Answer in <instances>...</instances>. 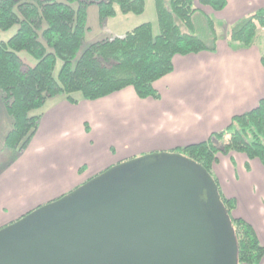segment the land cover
<instances>
[{"label":"crops","instance_id":"crops-1","mask_svg":"<svg viewBox=\"0 0 264 264\" xmlns=\"http://www.w3.org/2000/svg\"><path fill=\"white\" fill-rule=\"evenodd\" d=\"M195 3L220 20L223 31L216 36L214 50L173 56V69L153 82L158 98L138 97L132 86H126L96 99H84L78 93L75 102L63 94L45 100L28 145L0 171V226L106 166L148 151L173 150L176 145L205 140L227 126L233 115L258 103L264 96V32L260 31L264 28H259L260 36L249 46L228 42V28L264 6V0H226L219 10ZM95 4L86 8L84 42L121 36L146 22L143 18L135 22L133 16L144 9L122 12L118 6L100 21ZM149 22L154 32L153 21ZM82 164L85 168L80 173ZM212 171L222 193L234 198V215L253 226L264 246L262 161L241 151L220 152Z\"/></svg>","mask_w":264,"mask_h":264},{"label":"trees","instance_id":"trees-1","mask_svg":"<svg viewBox=\"0 0 264 264\" xmlns=\"http://www.w3.org/2000/svg\"><path fill=\"white\" fill-rule=\"evenodd\" d=\"M214 10L226 0H197ZM96 3L100 21L115 13H141L145 0H0V29L16 25L7 39H0V92L12 117V126L4 144L23 149L34 135L45 100L63 94L69 101L96 99L132 86L138 97L158 98L153 82L173 69L175 54L214 50L216 35L213 20L195 0H155L158 32L149 21L140 23L121 36L105 37L84 45L87 29L86 8ZM203 13L212 30L207 39L195 32L193 18ZM264 26V6L229 25L228 42L243 46L254 43L258 26ZM25 49L36 62L27 64L20 56ZM57 58L61 63L56 74ZM229 137L221 151H241L264 164V96L251 109L235 114L226 128L213 131L206 140L177 146L180 152L201 163L212 175V165L219 151L213 139ZM218 185V183H217ZM220 198L231 218L238 244V261L261 264L264 246L253 226L235 216V200Z\"/></svg>","mask_w":264,"mask_h":264},{"label":"water","instance_id":"water-1","mask_svg":"<svg viewBox=\"0 0 264 264\" xmlns=\"http://www.w3.org/2000/svg\"><path fill=\"white\" fill-rule=\"evenodd\" d=\"M0 264H239L212 175L172 150L116 162L0 226Z\"/></svg>","mask_w":264,"mask_h":264},{"label":"rangeland","instance_id":"rangeland-1","mask_svg":"<svg viewBox=\"0 0 264 264\" xmlns=\"http://www.w3.org/2000/svg\"><path fill=\"white\" fill-rule=\"evenodd\" d=\"M147 3H146V6H145V9L143 11V13H141L140 15H133L135 16L136 21L139 20V18H143V21H153V24H154V32L157 33L159 28H158V24L156 23V10H155V7H154V3L152 2V0H146ZM96 5V4H95ZM138 18V19H137ZM212 20H213V30H214V33L216 36H218L219 34L222 33L223 31V24L222 22H220V20L218 21L217 19H215L214 17H212ZM133 22V23H135ZM193 23H194V29H195V32L200 35L201 37L207 39L209 33L211 34V29L209 28V26L207 25V19L206 17H204L203 13H197L194 15V18H193ZM135 24H131L130 27H133ZM259 28H264V26H261L259 25L258 28H257V34H256V38L260 36V33H258V30ZM130 29V28H129ZM16 30V25L14 26H11L10 28H8L7 30H3V29H0V39H7L9 36H11ZM261 32H264L263 30H260ZM228 32H229V28H228ZM92 36L90 35L89 38H91ZM255 38V40H256ZM262 38H264V34L262 35ZM88 39V38H87ZM87 41H90V40H87ZM84 42V45L89 43V42ZM92 42V41H90ZM237 42V41H236ZM20 56L21 58L29 65H33L35 62H36V58L33 57L28 51H26L25 49L21 50L20 52ZM60 63H61V60L60 58H57L56 60V64H55V68H54V74L57 73L58 69H59V66H60ZM74 96H78V92H75L73 93ZM80 95V94H79ZM3 99H2V96H1V92H0V171L6 167L7 165H9L10 163H12L14 161V159H16V157L26 148H23V149H20V150H17L15 148H10V147H7L5 146L4 144V139H5V135L7 134V132L9 131V129L11 128L12 126V117L9 115V113L7 112V109L5 107V105L3 104L4 102H2ZM40 109L38 110H33L32 113H38L40 112L39 111ZM11 117V118H10ZM8 128L7 132L4 133L5 129ZM226 128V126L224 127ZM222 128V129H224ZM221 130V129H220ZM218 131V130H217ZM5 134V135H4ZM210 135V134H209ZM4 137V138H3ZM209 137V136H208ZM207 137V138H208ZM228 135L227 134H224V136H222L221 138L219 139H213V143L214 145L219 148V151L216 153V160H217V154L218 153H227V152H222L220 148H222L224 142L227 141L228 139ZM206 138V139H207ZM205 139V140H206ZM31 140V139H30ZM191 143H194V142H191ZM188 144V143H186ZM28 145V144H27ZM26 145V146H27ZM184 145V144H182ZM177 146H180V145H176L174 146L172 149L176 148ZM229 152V151H228ZM216 160L213 162V165L214 163L216 162ZM119 162V161H118ZM212 165V167H213ZM110 166V165H109ZM108 167V166H106ZM105 167V168H106ZM85 166L82 164L80 165L78 171L81 173L83 170H84ZM104 168V169H105ZM103 170V169H102ZM100 170V171H102ZM97 174V173H95ZM93 174V175H95ZM91 175V176H93ZM91 176H88L87 178L83 179V181L87 180L88 178H90ZM82 181V182H83ZM81 182V183H82ZM75 187V186H74ZM73 187V188H74ZM71 190V189H70ZM69 191V190H68ZM62 195V194H61ZM56 198V197H55ZM54 199V198H52ZM51 200V199H50ZM49 201V200H48ZM47 202V201H46ZM39 205V204H38ZM37 206V205H36ZM34 206V207H36ZM33 207V208H34ZM32 209V208H31ZM31 209H28L26 211H24L22 214L28 212L29 210ZM20 214V216L22 215ZM19 217V216H18ZM17 217V218H18ZM16 219V218H15ZM264 261V260H263ZM263 263V262H262ZM261 263V264H262ZM242 264V263H241Z\"/></svg>","mask_w":264,"mask_h":264}]
</instances>
